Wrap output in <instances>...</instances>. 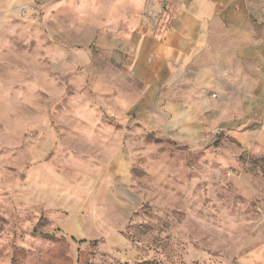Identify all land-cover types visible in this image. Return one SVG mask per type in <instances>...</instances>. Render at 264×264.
I'll return each mask as SVG.
<instances>
[{"label":"rangeland","instance_id":"1","mask_svg":"<svg viewBox=\"0 0 264 264\" xmlns=\"http://www.w3.org/2000/svg\"><path fill=\"white\" fill-rule=\"evenodd\" d=\"M58 46L0 42V264H264V117L229 102L196 144L128 133L144 120L110 113L106 56Z\"/></svg>","mask_w":264,"mask_h":264},{"label":"crops","instance_id":"2","mask_svg":"<svg viewBox=\"0 0 264 264\" xmlns=\"http://www.w3.org/2000/svg\"><path fill=\"white\" fill-rule=\"evenodd\" d=\"M41 39L59 58L106 56L109 87H124L110 113L144 120L128 133L196 144L229 102L264 117V0H0V42Z\"/></svg>","mask_w":264,"mask_h":264},{"label":"built area","instance_id":"3","mask_svg":"<svg viewBox=\"0 0 264 264\" xmlns=\"http://www.w3.org/2000/svg\"><path fill=\"white\" fill-rule=\"evenodd\" d=\"M30 6L31 7H34V5L33 4H30ZM26 11H27V8L25 7V8H22V9H20V15L21 16H24L25 15V13H26ZM216 97V94H211V98L213 99V98H215Z\"/></svg>","mask_w":264,"mask_h":264}]
</instances>
